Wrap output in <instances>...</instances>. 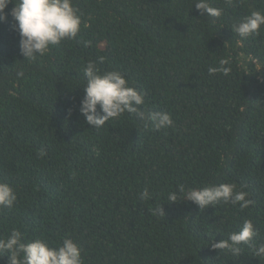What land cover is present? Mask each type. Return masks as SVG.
Instances as JSON below:
<instances>
[{
  "label": "trees",
  "instance_id": "trees-1",
  "mask_svg": "<svg viewBox=\"0 0 264 264\" xmlns=\"http://www.w3.org/2000/svg\"><path fill=\"white\" fill-rule=\"evenodd\" d=\"M72 2L77 37L35 61L20 55L12 4L0 23V182L17 194L0 210V236L16 228L53 247L71 238L84 264H264L247 245L238 256L210 247L245 219L264 244V26L244 39L233 30L264 13V0H207L219 18L195 9L198 0ZM221 59L231 71L210 75ZM90 60L119 71L144 95L141 110L169 113L173 125L153 131L129 113L87 125L79 107ZM222 183L253 203L183 201L181 186Z\"/></svg>",
  "mask_w": 264,
  "mask_h": 264
},
{
  "label": "clouds",
  "instance_id": "clouds-1",
  "mask_svg": "<svg viewBox=\"0 0 264 264\" xmlns=\"http://www.w3.org/2000/svg\"><path fill=\"white\" fill-rule=\"evenodd\" d=\"M227 2L231 4L232 0ZM9 4L13 7L7 15L12 18V30L19 35V52L24 61H35L43 57L52 47L75 39L81 30L82 14L78 13L72 0H0V23L7 20L5 9ZM194 6L207 17L219 18L222 15V10L210 6L207 0H198ZM262 26L264 13L254 10L236 23L233 30L244 39L258 35ZM84 46H88L87 41ZM219 64L220 67L208 69L210 75L218 72L227 75L231 71L230 67H225L229 64L227 59H221ZM83 74L86 82L81 87L84 96L80 100L79 112L91 128H101L111 119L119 118L125 113L135 114L146 128L151 125L153 131L167 129L173 125L169 113L142 111L144 95L129 86L119 71L101 73L96 62L90 60L85 64ZM22 75V72L18 73V76ZM43 154L41 151L40 155ZM180 192L184 194L183 201H190L201 210L229 203L244 209L253 203L248 199L246 191H237L235 183L209 185L187 191L181 186ZM140 198H150L147 189L141 192ZM169 200L171 204L176 203L177 195L170 194ZM16 202L17 194L14 189L8 183L0 182V210L12 209ZM153 215L163 216L162 205L153 210ZM255 235L252 221L245 219L239 231L230 233L227 239L217 243L211 241L210 247L238 256L241 245H247L252 248L254 256L264 257V244H253ZM82 251L71 238H65L53 247L42 239L26 242L23 233L16 228L10 230L7 235L0 236V259L7 257V264H84Z\"/></svg>",
  "mask_w": 264,
  "mask_h": 264
}]
</instances>
